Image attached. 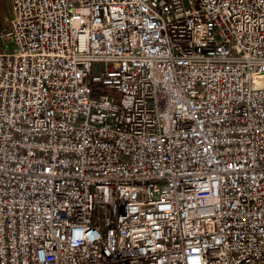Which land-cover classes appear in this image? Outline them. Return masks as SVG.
Segmentation results:
<instances>
[{
  "label": "built area",
  "instance_id": "built-area-1",
  "mask_svg": "<svg viewBox=\"0 0 264 264\" xmlns=\"http://www.w3.org/2000/svg\"><path fill=\"white\" fill-rule=\"evenodd\" d=\"M0 264H264V0H9Z\"/></svg>",
  "mask_w": 264,
  "mask_h": 264
},
{
  "label": "rangeland",
  "instance_id": "rangeland-1",
  "mask_svg": "<svg viewBox=\"0 0 264 264\" xmlns=\"http://www.w3.org/2000/svg\"><path fill=\"white\" fill-rule=\"evenodd\" d=\"M9 15V0H0V29L7 24Z\"/></svg>",
  "mask_w": 264,
  "mask_h": 264
}]
</instances>
